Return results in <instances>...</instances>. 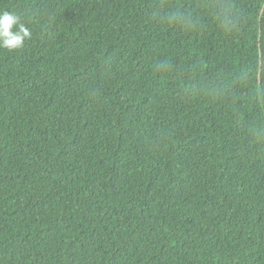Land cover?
<instances>
[{
    "label": "trees",
    "instance_id": "obj_1",
    "mask_svg": "<svg viewBox=\"0 0 264 264\" xmlns=\"http://www.w3.org/2000/svg\"><path fill=\"white\" fill-rule=\"evenodd\" d=\"M0 10V264H264V0Z\"/></svg>",
    "mask_w": 264,
    "mask_h": 264
},
{
    "label": "clouds",
    "instance_id": "obj_2",
    "mask_svg": "<svg viewBox=\"0 0 264 264\" xmlns=\"http://www.w3.org/2000/svg\"><path fill=\"white\" fill-rule=\"evenodd\" d=\"M31 37L30 28L17 13L0 10V49L9 52L20 50Z\"/></svg>",
    "mask_w": 264,
    "mask_h": 264
}]
</instances>
